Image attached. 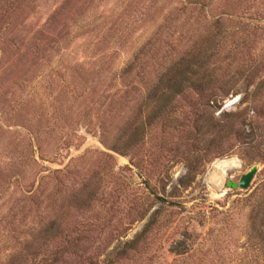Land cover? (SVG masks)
<instances>
[{
	"label": "rangeland",
	"instance_id": "obj_1",
	"mask_svg": "<svg viewBox=\"0 0 264 264\" xmlns=\"http://www.w3.org/2000/svg\"><path fill=\"white\" fill-rule=\"evenodd\" d=\"M197 47L206 87L165 89ZM230 157L256 171L215 194ZM262 202L264 0H0V264H105L136 234L115 264H253Z\"/></svg>",
	"mask_w": 264,
	"mask_h": 264
},
{
	"label": "trees",
	"instance_id": "obj_2",
	"mask_svg": "<svg viewBox=\"0 0 264 264\" xmlns=\"http://www.w3.org/2000/svg\"><path fill=\"white\" fill-rule=\"evenodd\" d=\"M211 51H206V47H197L194 52L191 54H188L187 57L181 58L183 63L178 70L175 72V74L167 80V82L164 84L165 89H168L171 91H174L175 94H179L181 90L184 87H190L195 90H200L203 87H206L208 84V76H210L207 73L202 72L201 75L204 76H195L197 73L196 71L198 69L204 68L206 65V61L203 60V58L209 57L211 55ZM193 73L192 77H185V74ZM208 75V76H207ZM203 77V79L201 78ZM171 79V80H170ZM174 80V81H173ZM158 86V85H156ZM158 87H155L157 89ZM155 90V94L153 97L152 105L153 109L156 111L157 114H160L162 112L167 104V95L163 93V91H158V94ZM214 132L217 131L215 128V124H212L210 126V131L207 132ZM209 141L212 142V139H209ZM187 163V169H186V175L189 174V172H193V169H195V165L191 163ZM194 174V173H193ZM192 175V174H191ZM181 181V178L177 180V183ZM255 214L252 216L249 230L247 229L245 233V244L253 243L254 245L257 244L260 247V251L255 253L256 257L253 260H250L253 264H258L259 260L264 261V202L261 203V209L258 208V211L254 212ZM138 235L136 234L132 239L125 240L121 244H117L114 247L118 248L115 250V252H112L113 257H104L105 264H115L116 258H121L122 255L125 254L128 250H133L138 246ZM171 246L168 248V251L173 255H181L185 253L187 248L186 239H178L174 242H172ZM262 247V248H261ZM116 257V258H115ZM260 257V259H259ZM115 259V260H114ZM60 260L59 255H57V252L54 254H48L47 257L44 259H40V264H45L48 262L49 264H57ZM63 263V262H62ZM250 263V262H249ZM8 264H13L12 262H9ZM88 264H97L95 262H88ZM244 264V263H243Z\"/></svg>",
	"mask_w": 264,
	"mask_h": 264
},
{
	"label": "water",
	"instance_id": "obj_3",
	"mask_svg": "<svg viewBox=\"0 0 264 264\" xmlns=\"http://www.w3.org/2000/svg\"><path fill=\"white\" fill-rule=\"evenodd\" d=\"M236 99H232L230 103L234 102ZM256 171V165L252 164L247 168L246 171L239 174L237 180L224 179L221 185L209 184L214 190L215 194H223L229 189H240L245 190Z\"/></svg>",
	"mask_w": 264,
	"mask_h": 264
},
{
	"label": "bare ground",
	"instance_id": "obj_4",
	"mask_svg": "<svg viewBox=\"0 0 264 264\" xmlns=\"http://www.w3.org/2000/svg\"><path fill=\"white\" fill-rule=\"evenodd\" d=\"M212 164V168L206 175L205 180L209 184L221 185L223 180L225 179V176L227 175V172L237 165V160L235 159V157H230L215 163L213 162Z\"/></svg>",
	"mask_w": 264,
	"mask_h": 264
}]
</instances>
